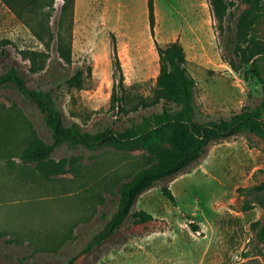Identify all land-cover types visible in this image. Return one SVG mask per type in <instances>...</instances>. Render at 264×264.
Segmentation results:
<instances>
[{
	"label": "rangeland",
	"instance_id": "obj_1",
	"mask_svg": "<svg viewBox=\"0 0 264 264\" xmlns=\"http://www.w3.org/2000/svg\"><path fill=\"white\" fill-rule=\"evenodd\" d=\"M148 3L75 0L72 15L68 11L63 25L52 24L46 35L50 45L59 30L70 39V67L54 61L48 46L0 0V74L15 68L31 89H51L66 126L122 131L130 120L160 110L152 104L160 73L157 45L179 40L196 81L199 120L253 109L264 118V55L257 56L263 82L251 72L253 56L264 51V16L248 42L238 30L250 7L243 0H220L221 23L211 0H153V28ZM62 5L55 0L43 12L57 21ZM114 36L124 74L125 88H118L123 113L111 108ZM25 50L48 54L44 71L31 73ZM73 67L91 69L84 88L57 87L56 80L71 75ZM32 138L52 143L43 112L26 103L13 84L0 87V264H264V242L252 227L258 221L264 226V207L255 203L243 210L264 193L238 192L264 181L262 137L234 135L211 143L198 162L135 201L132 213L145 210L154 220L137 223L129 216L102 241L97 234L116 210L120 186L170 156L172 134H149L122 147L66 143L41 164L22 158ZM181 139L178 130L176 140ZM162 184L170 186L176 204L163 195Z\"/></svg>",
	"mask_w": 264,
	"mask_h": 264
},
{
	"label": "trees",
	"instance_id": "obj_2",
	"mask_svg": "<svg viewBox=\"0 0 264 264\" xmlns=\"http://www.w3.org/2000/svg\"><path fill=\"white\" fill-rule=\"evenodd\" d=\"M14 14L27 24L34 36L49 48V53L55 56L57 62H65L72 67V46L70 39L62 36L59 30L58 36H51L52 44L47 43L46 35L52 34V24L58 27L63 25L68 11L74 9L75 0H63L61 10L64 14L58 16V20L52 22L50 16H45L44 10L54 6L55 0H1ZM250 5L243 12L238 21V30L241 38L248 42L256 37L255 27L264 16V0H243ZM211 5L222 22L220 0H211ZM149 18L151 27L155 25L153 0H149ZM47 31V32H46ZM250 38V39H249ZM264 39V38H263ZM160 73L156 81L153 106H160L158 112L143 114L139 119H132L129 125L122 131H115L111 127L92 133L84 132L77 122L66 126L62 111L57 106L51 89L39 87L31 89L26 79L15 68H10L0 74V87L12 85L17 89L26 103L35 104L44 114L45 122L52 131V143L45 144L38 138H32L29 147L23 153V160L28 163L41 164L45 162L54 151L66 143L83 146L88 149L102 145L131 146L137 140L145 138L149 134L163 135L172 134L174 137L173 152L170 156L162 157L159 163L143 168L136 172L133 177L122 183L118 190L119 199L115 212L106 222L97 238L102 241L108 239L123 224L125 219L132 216L137 223H147L155 217L145 211L139 210L132 213L135 201L147 190L153 188L167 179L177 176L188 167L198 162L208 151L213 142L222 141L234 135L256 134L264 139V118L259 109L241 112L230 118L220 120H199L201 113L195 100V78L188 70V58L183 44L177 40L165 47L157 45ZM112 53L114 66L115 87L111 99V108L124 112L121 105L122 98L118 88L124 89V74L117 53L115 36L112 38ZM264 55L256 52L252 61V73L263 82L261 59L257 56ZM23 56L30 63L31 73H39L47 67L48 54L43 51L25 50ZM52 61V63H55ZM234 71L239 68L229 62ZM90 68L73 67L71 75L56 80L57 87L83 89L85 78L91 76ZM180 130L182 139L176 140ZM247 192L248 195L260 196L264 193V181L252 188L239 189L238 192ZM161 191L172 203L176 204V198L169 185L162 184ZM264 207V197H259L254 202L246 203L243 210L249 211L253 204ZM194 231L199 229L192 226ZM257 232V240L264 242V226L260 222L252 225ZM75 259V257H74ZM74 259L70 261L73 262Z\"/></svg>",
	"mask_w": 264,
	"mask_h": 264
}]
</instances>
